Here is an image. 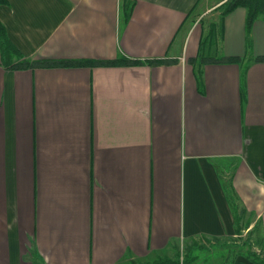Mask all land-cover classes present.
Listing matches in <instances>:
<instances>
[{
    "label": "crops",
    "instance_id": "obj_1",
    "mask_svg": "<svg viewBox=\"0 0 264 264\" xmlns=\"http://www.w3.org/2000/svg\"><path fill=\"white\" fill-rule=\"evenodd\" d=\"M120 1L0 5L28 59L167 60L7 69L0 55V264L173 256L235 234V203L264 237V18L247 40L246 9L229 12L220 52L243 60L205 64L197 79L203 18L224 0H134L127 21Z\"/></svg>",
    "mask_w": 264,
    "mask_h": 264
},
{
    "label": "trees",
    "instance_id": "obj_2",
    "mask_svg": "<svg viewBox=\"0 0 264 264\" xmlns=\"http://www.w3.org/2000/svg\"><path fill=\"white\" fill-rule=\"evenodd\" d=\"M7 4V0H0V5ZM134 0H121L120 13L125 21L130 18ZM223 7L219 13L218 20L212 21L208 24L207 29L203 31L199 40L198 49L195 57L191 58L189 62L195 68L197 79H200L202 66L208 63L227 62L239 63L243 59L237 56H226L220 52V41L223 35V20L224 17L236 7H244L247 11L245 19V33L247 40L253 22L256 18H264V0H224L214 9ZM192 10V9H191ZM189 11V13L191 12ZM0 55L1 64L7 69H27L34 67H96V66H124V65H138V64H162L167 60L162 58L151 60L131 59L120 55L114 59L100 60V59H40L33 60L26 58L20 50L9 39L4 25L0 21ZM256 61H264V56L255 57ZM242 91V90H241ZM234 193L231 190L229 198L232 203ZM234 233L238 235V248L233 254L223 257V260H229L232 264L233 259L237 255H244L256 264H264V237L261 230V221L258 219L252 228L248 229L251 221L247 211L239 207L237 203L232 204ZM248 229L247 236L240 238L242 230ZM240 233V234H238ZM185 254L180 257L179 254L173 256H162L151 261H131L130 264H191L197 260V256L192 254L190 247Z\"/></svg>",
    "mask_w": 264,
    "mask_h": 264
},
{
    "label": "rangeland",
    "instance_id": "obj_3",
    "mask_svg": "<svg viewBox=\"0 0 264 264\" xmlns=\"http://www.w3.org/2000/svg\"><path fill=\"white\" fill-rule=\"evenodd\" d=\"M213 2V0H211ZM204 3H206V0H201L200 6L201 7ZM223 7H219L217 9H212L210 12H208L204 18H203V24L204 30L207 29L208 24L212 21L216 22L219 17V13ZM198 10V9H197ZM251 217H249L250 219ZM251 221V220H250ZM254 223L252 225L250 224L249 228H252ZM248 229L242 230L240 234V238L246 237ZM237 234H233L229 237H221V238H216V237H210L206 238L203 241H194L190 242V244H187L186 246H180L179 248H176L174 254H179L180 257L183 256L186 252L188 247H192V254L197 253L201 257H204L206 255L210 256H219L224 257L226 254L227 256H230L235 252V250L238 248V241H237ZM216 258V257H215ZM210 259V258H209ZM213 260V259H210Z\"/></svg>",
    "mask_w": 264,
    "mask_h": 264
}]
</instances>
